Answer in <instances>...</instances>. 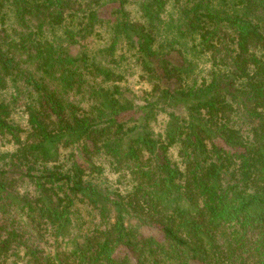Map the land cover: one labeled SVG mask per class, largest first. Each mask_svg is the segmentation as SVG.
Wrapping results in <instances>:
<instances>
[{
  "label": "trees",
  "instance_id": "trees-1",
  "mask_svg": "<svg viewBox=\"0 0 264 264\" xmlns=\"http://www.w3.org/2000/svg\"><path fill=\"white\" fill-rule=\"evenodd\" d=\"M7 145L0 264H264V0H0Z\"/></svg>",
  "mask_w": 264,
  "mask_h": 264
},
{
  "label": "rangeland",
  "instance_id": "rangeland-1",
  "mask_svg": "<svg viewBox=\"0 0 264 264\" xmlns=\"http://www.w3.org/2000/svg\"><path fill=\"white\" fill-rule=\"evenodd\" d=\"M130 10L132 11V14L134 15L135 14V9L134 8H130ZM101 45H104V41L101 43V41H96V42H94V43H91V45H90V48L91 49H93V48H98V47H100ZM199 67L201 68V69H203L204 71H203V74L201 75V76H205V72H206V68H205V65H199ZM133 71L134 72H131L132 73V77H133V82H135L134 84V89H135V91H141V89H144L146 86L144 85V84H142V83H138V77H137V72H136V70L135 69H133ZM22 110L20 109V110H17V111H15L14 112V115L12 116V119H13V121L15 122V123H18V124H20L21 126H24L25 124H24V119H25V116L24 115H22V112H21ZM21 115L23 116L22 118H20L21 117ZM21 119H23V120H21ZM13 149V147H11V146H4V147H1L0 146V152H5V151H11ZM108 177H109V185H108V187H110V188H112V189H119V190H124V187L122 186V185H120V184H117L116 183V180H115V177L114 176H112V175H108ZM147 234L148 233H153V235L154 236H158V234L157 233H155L154 231H151V232H149V231H147L146 232Z\"/></svg>",
  "mask_w": 264,
  "mask_h": 264
}]
</instances>
